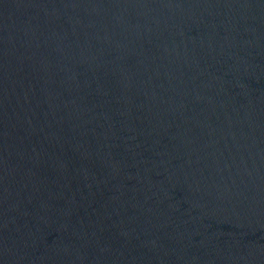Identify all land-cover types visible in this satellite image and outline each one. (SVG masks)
Listing matches in <instances>:
<instances>
[{"label": "water", "instance_id": "95a60500", "mask_svg": "<svg viewBox=\"0 0 264 264\" xmlns=\"http://www.w3.org/2000/svg\"><path fill=\"white\" fill-rule=\"evenodd\" d=\"M0 264H264V0H0Z\"/></svg>", "mask_w": 264, "mask_h": 264}]
</instances>
